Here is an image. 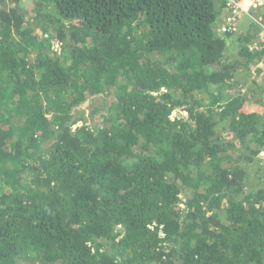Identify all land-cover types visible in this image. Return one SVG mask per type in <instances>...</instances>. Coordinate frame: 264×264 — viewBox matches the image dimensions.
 Listing matches in <instances>:
<instances>
[{
    "label": "trees",
    "instance_id": "obj_1",
    "mask_svg": "<svg viewBox=\"0 0 264 264\" xmlns=\"http://www.w3.org/2000/svg\"><path fill=\"white\" fill-rule=\"evenodd\" d=\"M20 1L0 0V264H264V12L220 33L226 0ZM103 93L91 128L75 110Z\"/></svg>",
    "mask_w": 264,
    "mask_h": 264
},
{
    "label": "rangeland",
    "instance_id": "obj_2",
    "mask_svg": "<svg viewBox=\"0 0 264 264\" xmlns=\"http://www.w3.org/2000/svg\"><path fill=\"white\" fill-rule=\"evenodd\" d=\"M34 3H35V0H21L20 1V4L23 6V8L28 10L27 13L29 15H34V12H35ZM247 17H248V14L243 16V18L241 19L240 25L241 23H243V26H244L247 23V20H248ZM261 62L262 60L257 62L255 67L252 66L251 71H250L251 72L250 77L257 79L258 81H261V78H263L264 76V67H263L264 62L262 63ZM253 72L254 74L252 75ZM113 100H114V95L112 93H108V94L103 93V94L94 95L86 99L80 105H78L75 110V113L84 115L87 119L89 126L91 128H95L102 121L103 115L107 114L108 109L111 103L113 102ZM261 160H264V158H261ZM260 161L253 162L245 166V168L247 169L251 177L255 176L254 172L256 171L257 164H259ZM261 163L264 165V161H261ZM261 163L260 165H262Z\"/></svg>",
    "mask_w": 264,
    "mask_h": 264
},
{
    "label": "built area",
    "instance_id": "obj_3",
    "mask_svg": "<svg viewBox=\"0 0 264 264\" xmlns=\"http://www.w3.org/2000/svg\"><path fill=\"white\" fill-rule=\"evenodd\" d=\"M228 14L224 22L219 26L220 33H235L239 28V16L241 13L251 15L257 10L264 12V0H226ZM257 41L264 45V25Z\"/></svg>",
    "mask_w": 264,
    "mask_h": 264
}]
</instances>
